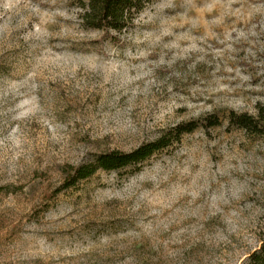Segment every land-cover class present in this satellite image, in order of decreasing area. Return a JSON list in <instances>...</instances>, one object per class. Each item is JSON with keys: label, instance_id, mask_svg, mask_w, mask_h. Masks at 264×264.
<instances>
[{"label": "rangeland", "instance_id": "374dc122", "mask_svg": "<svg viewBox=\"0 0 264 264\" xmlns=\"http://www.w3.org/2000/svg\"><path fill=\"white\" fill-rule=\"evenodd\" d=\"M70 0H0V264H242L264 237V0H154L113 42ZM139 170L69 166L210 114Z\"/></svg>", "mask_w": 264, "mask_h": 264}, {"label": "trees", "instance_id": "16d2710c", "mask_svg": "<svg viewBox=\"0 0 264 264\" xmlns=\"http://www.w3.org/2000/svg\"><path fill=\"white\" fill-rule=\"evenodd\" d=\"M80 10L82 26L88 30L104 31L111 35L113 42L118 36L131 29L136 19L154 2V0H70ZM231 127L264 135V108L257 116L237 114L232 111L227 116ZM223 119L214 113L190 122L180 123L167 130L155 141L145 143L132 152L109 150L95 154L91 161L77 166H69L63 186L59 191L75 188L82 181L94 177L98 172H120L127 169L139 170L156 154L180 143L185 135L197 130L209 132L223 126ZM8 187H0V195L12 193ZM242 264H264V237L259 249L252 252Z\"/></svg>", "mask_w": 264, "mask_h": 264}]
</instances>
